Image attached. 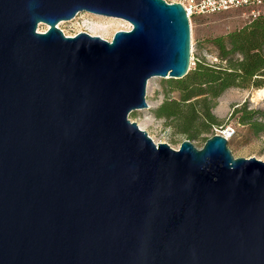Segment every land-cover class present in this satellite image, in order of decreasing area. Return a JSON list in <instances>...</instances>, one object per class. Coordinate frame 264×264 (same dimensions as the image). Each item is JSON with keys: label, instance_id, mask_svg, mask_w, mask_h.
<instances>
[{"label": "water", "instance_id": "95a60500", "mask_svg": "<svg viewBox=\"0 0 264 264\" xmlns=\"http://www.w3.org/2000/svg\"><path fill=\"white\" fill-rule=\"evenodd\" d=\"M83 13L132 29L58 27ZM191 54L181 3L0 0V264H264V162L130 119Z\"/></svg>", "mask_w": 264, "mask_h": 264}, {"label": "rangeland", "instance_id": "374dc122", "mask_svg": "<svg viewBox=\"0 0 264 264\" xmlns=\"http://www.w3.org/2000/svg\"><path fill=\"white\" fill-rule=\"evenodd\" d=\"M169 3H180L184 0H166ZM252 21L245 10H232L215 15H193L190 18L191 25V70L194 69L199 61L214 64L217 61V52L214 46L208 42L209 39L224 36L236 30H240ZM95 25L100 28L95 31L93 36H100L111 41L118 31H129L132 25L122 19L103 17L89 13H83L78 18L69 22H61L58 27L67 35L75 36L81 32L89 31ZM49 26L39 25V32H46ZM92 35V34H91ZM154 77L149 81L147 87V102L149 108L135 111L130 115L132 122H136L139 127L146 131L149 136L157 143H167L173 149L178 150L185 140H190L188 136L176 133L171 129L166 119L158 118L155 110L162 105L166 97L176 99L177 92L166 94L168 81ZM253 86L241 88L231 87L223 92L216 100V105L212 108V114L217 118L218 124L213 125L208 130L200 133L199 137L190 140L197 148H203L205 142L220 133L227 127L235 130L234 136L229 137L228 148L235 158H256L264 162V133L254 134L248 125L239 123V115L235 116V110L247 107L248 110L264 111V95H257L258 90Z\"/></svg>", "mask_w": 264, "mask_h": 264}, {"label": "trees", "instance_id": "16d2710c", "mask_svg": "<svg viewBox=\"0 0 264 264\" xmlns=\"http://www.w3.org/2000/svg\"><path fill=\"white\" fill-rule=\"evenodd\" d=\"M217 52L214 64L199 61L181 80L168 81L166 94L177 92L178 97L166 100L155 110L158 118L166 119L174 132L190 140L217 125L212 114L216 100L231 87H264V14L240 30L209 39ZM239 123L248 125L258 135L264 133V111L235 110Z\"/></svg>", "mask_w": 264, "mask_h": 264}, {"label": "built area", "instance_id": "2783aa9c", "mask_svg": "<svg viewBox=\"0 0 264 264\" xmlns=\"http://www.w3.org/2000/svg\"><path fill=\"white\" fill-rule=\"evenodd\" d=\"M180 3L185 7L189 18L193 15H215L232 10H245L252 20L264 14V0H184ZM227 131L232 138L235 130L231 127H227L220 135L225 136Z\"/></svg>", "mask_w": 264, "mask_h": 264}, {"label": "bare ground", "instance_id": "6f19581e", "mask_svg": "<svg viewBox=\"0 0 264 264\" xmlns=\"http://www.w3.org/2000/svg\"><path fill=\"white\" fill-rule=\"evenodd\" d=\"M98 28H100V26H98V25H95V26H93V27L91 28V30H90L89 32L92 34V36H93V34L95 33V31H97ZM257 95H259V96L264 95V89H263V90H258V91H257ZM230 136H231V134H230L229 131L225 132V136H224L225 138H227L228 140H230V139H229Z\"/></svg>", "mask_w": 264, "mask_h": 264}]
</instances>
